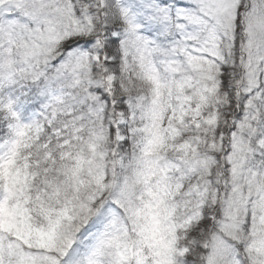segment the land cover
Masks as SVG:
<instances>
[{"label": "snow or ice", "instance_id": "obj_1", "mask_svg": "<svg viewBox=\"0 0 264 264\" xmlns=\"http://www.w3.org/2000/svg\"><path fill=\"white\" fill-rule=\"evenodd\" d=\"M0 264H264V0H0Z\"/></svg>", "mask_w": 264, "mask_h": 264}]
</instances>
